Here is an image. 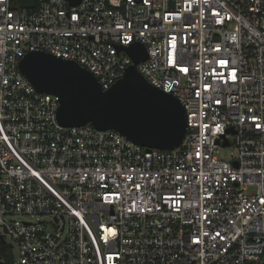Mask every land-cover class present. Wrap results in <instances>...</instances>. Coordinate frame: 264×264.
Listing matches in <instances>:
<instances>
[{"label":"built area","instance_id":"2783aa9c","mask_svg":"<svg viewBox=\"0 0 264 264\" xmlns=\"http://www.w3.org/2000/svg\"><path fill=\"white\" fill-rule=\"evenodd\" d=\"M137 42L186 107L174 149L61 124L20 70L45 51L109 89ZM2 236L20 264H264V0H0Z\"/></svg>","mask_w":264,"mask_h":264},{"label":"water","instance_id":"95a60500","mask_svg":"<svg viewBox=\"0 0 264 264\" xmlns=\"http://www.w3.org/2000/svg\"><path fill=\"white\" fill-rule=\"evenodd\" d=\"M67 1L76 6L82 0ZM19 2L26 9L37 5V0ZM120 49L128 52L133 64L109 89H103L97 76L78 62L45 51L27 52L20 70L38 91L59 97L58 120L63 125L114 129L148 148L178 147L188 131L185 105L140 72L138 64L148 58L143 43L121 45Z\"/></svg>","mask_w":264,"mask_h":264},{"label":"rangeland","instance_id":"374dc122","mask_svg":"<svg viewBox=\"0 0 264 264\" xmlns=\"http://www.w3.org/2000/svg\"><path fill=\"white\" fill-rule=\"evenodd\" d=\"M233 147L227 146V147H222L220 151L218 152V155L223 157V158H229L231 156V153L233 152ZM21 218H24L23 216ZM27 218H34L37 219L36 217H31L27 216ZM7 241L10 242L11 239L9 236H7ZM9 245V244H8ZM10 247V245H9ZM2 260V259H0ZM4 261V260H3ZM4 264H20V254L17 249H12L10 247V252H9V260L8 262L5 261Z\"/></svg>","mask_w":264,"mask_h":264},{"label":"trees","instance_id":"16d2710c","mask_svg":"<svg viewBox=\"0 0 264 264\" xmlns=\"http://www.w3.org/2000/svg\"><path fill=\"white\" fill-rule=\"evenodd\" d=\"M13 6L16 8H20V2L19 0H13ZM9 252H10V247L8 243L0 238V259L3 261V263L8 262L9 260Z\"/></svg>","mask_w":264,"mask_h":264},{"label":"snow or ice","instance_id":"6c2138e0","mask_svg":"<svg viewBox=\"0 0 264 264\" xmlns=\"http://www.w3.org/2000/svg\"><path fill=\"white\" fill-rule=\"evenodd\" d=\"M257 127H259V125H257ZM114 234V233H113Z\"/></svg>","mask_w":264,"mask_h":264}]
</instances>
